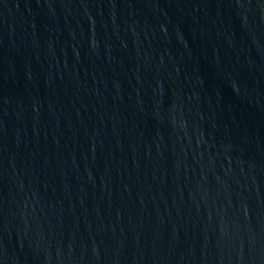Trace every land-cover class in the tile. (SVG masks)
<instances>
[{"label": "water", "instance_id": "95a60500", "mask_svg": "<svg viewBox=\"0 0 264 264\" xmlns=\"http://www.w3.org/2000/svg\"><path fill=\"white\" fill-rule=\"evenodd\" d=\"M0 264H264V0H0Z\"/></svg>", "mask_w": 264, "mask_h": 264}]
</instances>
